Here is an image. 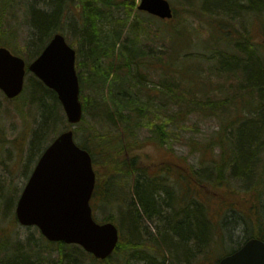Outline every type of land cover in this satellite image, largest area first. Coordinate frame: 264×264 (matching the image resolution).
<instances>
[{"label": "trees", "instance_id": "trees-1", "mask_svg": "<svg viewBox=\"0 0 264 264\" xmlns=\"http://www.w3.org/2000/svg\"><path fill=\"white\" fill-rule=\"evenodd\" d=\"M18 1L0 0V20ZM173 2L181 5L183 13L179 15L174 6L168 20L138 11L136 0H46L43 9L29 7L32 33L27 60L39 55L55 32L73 27L79 37L75 43L80 88L83 91L85 87L82 62L89 86L95 91L92 96L82 94L80 99L85 115L99 113V119L84 127L79 145L91 155L96 174L93 206L119 212L118 222L112 214L100 221L118 226L119 241L115 251L100 261L78 245L47 241L35 227L26 240L14 239L11 225L16 226L17 221L13 215L9 225L0 228V264H116L112 259L117 253L122 264H216L248 238L264 241V214L258 210L264 207L263 45L235 29L238 37L229 41L235 52L227 55L222 47L229 39L224 29L240 17L247 22L258 18L264 37V0ZM131 16L134 19L129 24ZM195 17L212 22V35L191 44L192 35L201 37L199 28H190ZM106 23L110 27L106 28ZM141 32L152 38L143 41ZM196 42L201 48L207 44L209 53L205 56L214 67L211 75L220 82L233 77L238 95L226 96L221 83L214 93L191 87L188 74L196 73L204 86L207 83L199 70L189 72L180 65L182 59L190 57L188 46ZM132 65L139 69L140 77L132 73ZM26 90L27 100L41 110L40 124L30 143L38 153L69 125L54 91L33 75ZM172 104L176 108L170 113ZM233 106L239 115H233ZM191 115L217 121L212 135L201 142L209 156L200 157L197 166L186 169L181 162L170 160L150 166L139 154L129 155L134 149L132 137L142 128L147 129L148 140L165 147L170 144L167 127ZM47 131L51 138L41 146ZM80 131L79 127L74 129L77 135ZM198 144L192 146L193 151L201 150ZM96 155L104 173L97 171ZM200 186L203 196L196 191ZM235 212L245 223H253L252 233L238 242L232 241L231 228L224 231Z\"/></svg>", "mask_w": 264, "mask_h": 264}, {"label": "rangeland", "instance_id": "rangeland-1", "mask_svg": "<svg viewBox=\"0 0 264 264\" xmlns=\"http://www.w3.org/2000/svg\"><path fill=\"white\" fill-rule=\"evenodd\" d=\"M45 1L46 0H19L15 7L12 8L6 15H4L5 17L2 18V20H0V30L5 32L2 42L4 41L5 44L11 47L13 53L16 54L18 52L19 55L25 58L29 56L28 37H30V34L32 33V28L30 27L27 19V11L30 6L43 9ZM169 2L173 7L175 6L177 8L179 15L183 13L181 5H176L173 0H169ZM133 19V16L129 17V24ZM242 19L243 17H240L239 19L233 21V23H231L227 29H224L227 32V37H229L225 45L222 46L224 49H226L227 55L235 52L229 45L230 40L235 42V39L238 37V35L235 33V29H240V31H242L246 37L250 36L251 38L249 37V40L252 41L254 38V40L256 39V41H258V43L261 42L264 53V37L259 31V19L255 18L256 20L254 19V21L251 22H247L246 20ZM192 20L193 24H190V28H199L201 37H197L198 35L193 37V33H191V44L196 40H208L207 37L212 35V22L201 21L198 17H195ZM261 21L264 24V17L261 18ZM200 23H202L201 27ZM225 23H228V21L225 20ZM105 27H110V25L106 23ZM190 28H188V30H190ZM191 29L193 30V28ZM63 34L67 42L76 48L75 41L78 43L79 37H77V32L73 30V27H69ZM140 36L143 41L152 38L150 34L143 32H141ZM212 41L213 40H211V42ZM200 45V42H196V45L194 46L189 45L187 48L188 51L186 52L189 53L188 55L190 57H186L180 61L181 67H187L189 72L199 70L203 75V79L207 81L206 86H204L205 82L201 79L198 80L196 78V73L188 74L187 79L188 83L192 85L191 87L210 89L213 91L212 93H214V90L221 83L224 85L226 90V96L233 97V94L238 95V91L235 87L236 80L233 81V77H227L229 79L220 82L217 81L215 76L211 75V70H214L213 62L209 60L207 56H205V53H209V49L207 48L206 43V49L201 48ZM262 58L264 60V54L262 55ZM80 59L82 61L85 59L83 53ZM81 64V75L85 86L83 94H85V96H92L94 95L95 91L89 86V74L87 73L84 63L81 62ZM131 71L134 75H139V69L134 65L131 66ZM29 75L30 74H27L26 76V85L30 77ZM136 77H140V75ZM201 77L202 76L200 75V78ZM145 84L151 85L152 83L147 84L145 82ZM28 94L29 91L26 90L20 98L16 100H8L0 91V228H5L8 226V221L13 219L12 216L14 215L17 199L38 158V153L35 152L36 150L31 148L30 143L32 142L33 136L38 130L41 118L37 106L31 104L26 99ZM211 96L212 99L214 94H211ZM175 108L176 107L172 104L168 112H173ZM232 109H234L233 115H239V109L235 108V106H233ZM98 114L99 113L97 111L94 113H87L85 115V121L82 124L79 123L78 125L74 126V128L79 127L81 129L78 138H76L77 142H80L83 138L84 127L99 119ZM216 126L217 121L213 120L211 117H199L191 115L185 119L184 122L177 124L176 126L170 125L167 127L170 129V144L165 147L162 145H157L153 141L148 140V131L147 129L142 128L138 135L132 137L131 142L134 146V149L130 151L129 155L134 156L139 154L142 162L150 166L156 162L164 163V161L167 160L179 161L186 169L190 165L197 166V164H199L198 160L200 157L209 156L208 150L203 151L201 142H205L207 140V136L210 137L212 135V132ZM50 138V131H47L44 135L42 145L45 146ZM196 142H199L198 146L201 147V150L199 151L192 150V146L195 145ZM100 160V156L96 155L97 171L99 173H104L105 171ZM202 185L206 186V183L204 182ZM201 187L202 186L197 187L196 191L198 195L203 196L205 192ZM208 189L210 190V188ZM91 204L93 218L96 221H101V219L109 214H112L113 220L115 222L119 221L120 216L116 208L111 209L98 204L93 206V202ZM6 205H9V207H6ZM213 206H215L214 201ZM258 208V210L264 214V207ZM232 217L233 218H229L227 223L224 225V231L226 232L229 230V228H231V239L233 242H238L241 241L244 236L252 233L253 223H245L238 212H235V215ZM12 226L14 227L11 230L14 239L15 237H18L20 240H26V238L35 231L33 227H24L18 223L16 226L11 225V227ZM149 229L152 230L153 228L149 226ZM117 255L118 253L114 255L112 261L116 262V264H122L121 260L123 258H121V256L118 257ZM87 262H90V260H87ZM181 264H183V262Z\"/></svg>", "mask_w": 264, "mask_h": 264}, {"label": "water", "instance_id": "water-1", "mask_svg": "<svg viewBox=\"0 0 264 264\" xmlns=\"http://www.w3.org/2000/svg\"><path fill=\"white\" fill-rule=\"evenodd\" d=\"M137 9L161 19L173 16L168 0H139ZM75 49L55 33L27 69L55 91L67 121L82 117ZM25 61L0 46V90L8 98L23 89ZM95 173L87 151L73 140V131L59 134L38 159L15 207L19 224L34 226L51 242L79 245L94 258L103 260L116 249L117 226L99 223L92 216L90 198ZM217 264H264V241L249 238Z\"/></svg>", "mask_w": 264, "mask_h": 264}, {"label": "bare ground", "instance_id": "bare-ground-1", "mask_svg": "<svg viewBox=\"0 0 264 264\" xmlns=\"http://www.w3.org/2000/svg\"><path fill=\"white\" fill-rule=\"evenodd\" d=\"M2 29V28H1ZM55 33H59V34H61L64 38H65V36H64V32H62V31H59V32H55ZM54 33V34H55ZM4 34H5V32L3 31V30H0V46H3V47H6L9 51H12L11 50V47H9L7 44H5L4 43V41L2 42V39H4ZM53 34V35H54ZM53 35L51 36V38L53 37ZM51 38L49 39V41L51 40ZM65 40H66V38H65ZM48 41V42H49ZM48 42L45 44V46L48 44ZM66 42H67V40H66ZM68 43V42H67ZM69 44V43H68ZM72 48H73V46L71 45V44H69ZM44 46V47H45ZM44 47L42 48V50L44 49ZM42 50H41V52H42ZM40 52V53H41ZM39 53V54H40ZM38 57V55L35 57V58H37ZM75 70H76V74H77V77H78V70H77V58H76V55H75ZM35 78H37L45 87H47L38 77H36L34 74H32ZM31 77V76H30ZM29 77V78H30ZM24 79H25V77H24ZM78 83H79V97L83 94V91L81 90V88H80V80H79V77H78ZM48 88V87H47ZM48 89H50V88H48ZM52 90V89H51ZM53 91V90H52ZM55 92V91H54ZM56 94V93H55ZM23 94L22 93H19L17 96H15V97H13V98H8L7 96H5L8 100H16V99H18V98H20L21 96H22ZM29 95V94H28ZM27 95V96H28ZM27 96H26V99H27ZM56 96H57V94H56ZM58 99V98H57ZM28 102H30L31 104H34V105H36L35 103H33V102H31L29 99H28ZM80 102H81V105H82V117H83V115H85L84 114V110H83V104H82V101L80 100ZM37 106V108H38V112H39V115H40V118H41V110H40V107L38 106V105H36ZM61 107H62V105H61ZM62 111H63V114H64V116H65V112H64V110H63V108H62ZM82 117H81V120H82ZM41 120V119H40ZM65 120H66V123H67V125H69V127H67V128H64L62 131H60L55 137H54V139L59 135V134H61L62 132H64V131H67V130H72L73 131V140H74V142L80 147V148H82V149H84L83 147H81L80 145H79V143L80 142H77L76 141V138H78V135L77 134H75L74 133V126L75 125H78L80 122H81V120L78 122V123H76V124H70L68 121H67V119H66V116H65ZM53 139V140H54ZM52 140V141H53ZM52 141L46 146V147H43L42 148V150L40 149V151L38 152V158H37V160H36V162H35V165H36V163H37V161H38V159L40 158V156L42 155V153L45 151V149L52 143ZM41 146H44V145H42L41 144ZM85 151H87L86 149H84ZM88 152V151H87ZM88 154H89V152H88ZM89 156H90V158H91V155L89 154ZM91 161H92V159H91ZM35 165H34V167H35ZM34 167H33V169H34ZM33 169L31 170V173H32V171H33ZM31 173H30V175H31ZM30 175L28 176V178H27V180L29 179V177H30ZM27 182V181H26Z\"/></svg>", "mask_w": 264, "mask_h": 264}]
</instances>
